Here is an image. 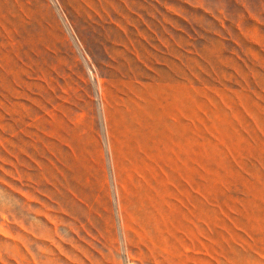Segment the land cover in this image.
<instances>
[{"label":"rangeland","instance_id":"obj_1","mask_svg":"<svg viewBox=\"0 0 264 264\" xmlns=\"http://www.w3.org/2000/svg\"><path fill=\"white\" fill-rule=\"evenodd\" d=\"M0 264H264V0H0Z\"/></svg>","mask_w":264,"mask_h":264}]
</instances>
